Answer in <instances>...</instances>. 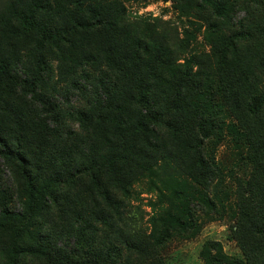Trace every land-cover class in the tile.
Returning <instances> with one entry per match:
<instances>
[{"label":"trees","instance_id":"1","mask_svg":"<svg viewBox=\"0 0 264 264\" xmlns=\"http://www.w3.org/2000/svg\"><path fill=\"white\" fill-rule=\"evenodd\" d=\"M203 1L214 3L218 15L225 13L224 3ZM65 3L63 0H0L4 10L0 14L1 35L13 41L10 45L28 43L32 50L29 62H34L31 74L21 77L15 72L25 59L18 51L19 46L0 48V93L3 85L21 88L58 125L60 103L40 90L53 71L46 54L48 49L61 51L66 72L72 70L71 66L104 64L115 72V79L102 88L105 97L97 95L90 107L69 113L80 123L85 135L80 139L81 148L75 143L63 144L61 155L66 156L61 165L53 157L54 142L62 138L58 127L50 129L45 122L38 124L39 146L44 139L45 147L41 153L34 151L33 157H29L24 152L28 119L23 116L21 106L0 98V156L16 164V174L28 198L26 210L19 217L2 207L0 228L12 234L6 264H19V258L26 253L59 264L64 253L55 245L36 242L31 246L20 242L31 235L29 226L47 198L57 197L55 189L74 184L77 178L87 174L91 181L83 196L76 200L79 204L76 214L81 221L76 229L77 242L95 243L90 233L102 225L121 237L125 249L140 255L145 264H164L158 248L169 238L171 230H188L194 226L189 185L173 180L182 185L172 191L173 201L180 200L181 206L153 218V229L145 236L123 232L119 223L124 220V202L112 189L127 195L132 183L141 177L158 178L159 168L162 169L160 161L175 162L176 171L185 172L197 185L208 186L213 170L204 146L222 130L218 118L225 106L229 113L236 114L244 130L240 132L236 126H229L232 133L240 135L238 140L247 145V156L252 163L250 177L240 183L237 228H233L245 258H230L216 241H208L201 254L206 264H264V93L254 91L243 96L228 87L221 92L222 102L215 103L218 106L215 109L213 102L205 101L194 90L198 78L191 69L193 59H188L182 70L173 64L163 41L153 45L143 42L126 26V7L122 2L67 0ZM247 37L243 31L233 32L223 40L220 50L235 49L236 41ZM65 47L68 52H64ZM158 67L165 69L167 75L159 73ZM158 128L171 136L174 150L161 143ZM93 247L100 252L96 256L98 260L86 259L85 264H112L120 249L111 239ZM64 257L67 258L65 254Z\"/></svg>","mask_w":264,"mask_h":264},{"label":"rangeland","instance_id":"2","mask_svg":"<svg viewBox=\"0 0 264 264\" xmlns=\"http://www.w3.org/2000/svg\"><path fill=\"white\" fill-rule=\"evenodd\" d=\"M66 1L63 0V3ZM87 1L122 2L126 7V26L134 30L143 42L153 45L159 40L163 41L170 50L173 64L182 70L188 59H193L191 69L198 78L194 90L202 94L205 101L214 104L222 102L221 92H225L228 87L241 92L243 96L254 91L264 93V0H212L225 4L223 15L216 13L214 3L203 0ZM2 12L4 10L0 4V14ZM240 31L246 33L247 39L236 41L235 49L221 51L223 40L233 32ZM10 42L13 43L4 38L0 30V48L8 50L19 46L18 51L25 55L23 64H19L15 72L21 77L29 76L34 68V62H29L32 60L29 55L32 50L28 43L15 46L10 45ZM64 52H68V47H65ZM46 54L53 71L40 90L60 103L58 125L47 118L31 95L24 94L21 88L3 85L0 98L21 106L23 116L28 119L24 142L27 156L33 157L31 154L34 151L41 153V149L45 147L44 139L39 146L40 122H45L50 129L58 127L62 138L54 142L53 157L60 160L58 165H61V160L66 156L61 155L63 144L75 143L81 148L80 139L85 135L80 123L72 119L69 113L90 107L97 95L105 97L102 88L115 79V72L104 64L71 66L72 70L66 72L61 51L50 48ZM157 70L163 76L167 75L165 69L158 67ZM157 90L160 92L159 86ZM213 107L218 108L216 104ZM229 111L228 107L223 108L218 118L222 130L204 146L205 155L210 159L213 170L208 186L197 185L185 172L176 171L175 162L160 161L162 169L159 168L158 178L141 177L132 183L127 195L112 189L117 198L124 202V220L119 223L123 232L145 236L153 229V218L181 206L180 200L173 201L172 191L182 185L175 184L173 180L189 185L194 226L188 230H171L169 238L158 248L164 264H206L201 252L208 241L220 242L223 252L230 258H245L234 237L233 228H237L240 183L250 177L252 163L247 156V145L238 140L240 135L229 129L230 125H234L240 132L244 131L236 114ZM158 129L161 143L174 150L171 136L164 129ZM68 136L74 138L68 139ZM16 170L17 166L13 161L0 156V217L4 206L15 217L21 216L26 210V189ZM89 181L91 178L87 174L77 178L74 184L59 185L55 189L57 197L55 200L47 198L42 211L29 226L31 235H26L20 244L34 246L36 242L50 243L67 256L65 258L63 254L59 264H85L86 259L98 260L96 256L100 252L93 246L111 239L120 248L116 251L112 264H145L144 258L125 249L121 237L118 238L113 230L108 231L102 225H99L97 231L90 233V238L95 239V243L85 245L77 242L76 229L81 221L76 214L79 208L76 200L78 196H83ZM203 196L210 198L211 202H206ZM11 240V231L0 228V264L8 261L7 251ZM19 264L54 263L38 254L26 253L19 258Z\"/></svg>","mask_w":264,"mask_h":264}]
</instances>
